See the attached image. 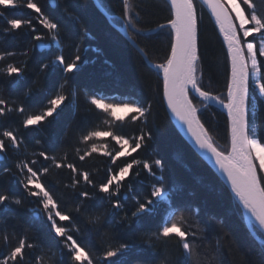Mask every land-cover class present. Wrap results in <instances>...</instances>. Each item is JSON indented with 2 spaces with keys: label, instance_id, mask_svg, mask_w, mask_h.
<instances>
[{
  "label": "snow or ice",
  "instance_id": "1",
  "mask_svg": "<svg viewBox=\"0 0 264 264\" xmlns=\"http://www.w3.org/2000/svg\"><path fill=\"white\" fill-rule=\"evenodd\" d=\"M167 2L170 14L166 22L147 29L167 35L168 46L160 63H152L145 49L136 44L135 38H142L146 30L138 26L141 14L130 0H115L111 11L101 0L95 4L100 14L97 27L126 36L149 71L154 70L162 77L156 89L159 101L155 97L127 98L113 103L102 94L86 91V111L102 117L109 127L89 125L85 118L81 126L73 129L69 122L59 138H35L29 149L25 130L43 132L68 103L76 104L78 93L74 90L65 94V84L68 74L80 71L87 63L82 56L83 42L95 39L91 25L97 22L73 16L66 6L64 11L77 21L79 33L75 41L71 38L65 41L60 22L46 14L38 0H0V17L6 21L2 31L8 34L26 28L32 42L29 49L20 53L25 60L0 63V76L12 83L29 71L35 73L32 85L22 96H4L0 92V206H23L24 200L30 201L34 205L30 209L32 219L43 223L50 241L47 245L42 243L31 227L17 232L0 224V264H129L127 257L133 245L131 239H123L120 234L135 233L141 221L155 214L162 204L171 211L154 232L146 239L141 238L157 258L138 259L132 264H202L200 254L209 247L221 257L225 249L235 253L239 260L234 264H253L231 232L224 230L223 220L214 231L211 221L215 217H209L202 225L200 207L173 199L179 189L169 186L162 158L138 159L134 154L146 150L154 139V105H166V111L178 122L194 148L214 163L226 179L231 195L264 230V139L258 137L250 119L254 93L264 99V0L260 3L202 0L226 49L225 90L219 93L203 82L201 15L195 0ZM116 5H119L118 14H115ZM18 7L34 15L5 16L3 10ZM49 45H55L59 52L46 62L40 61L35 69H29L31 49ZM61 45L72 48L70 57L65 56ZM16 55L15 51H0V62ZM50 65L61 70L64 83L47 95L43 104L34 106L27 98L33 91H42L40 77ZM213 106L225 114L224 145L218 143L214 125L205 118L206 110ZM125 122L133 126L134 134L114 130ZM105 138L114 142L112 150L103 142ZM97 157L106 158L102 176L98 170L87 167L88 161ZM58 173L67 182L51 183L50 178ZM142 174L152 178V182L147 191L131 197L132 207L127 208V193L132 191L128 178L135 180ZM10 186H18L21 194L13 195ZM97 236H110L112 242L96 245L86 242V238ZM260 245L255 264H264V239ZM169 246L174 248L172 254L167 252ZM219 264H225L224 259Z\"/></svg>",
  "mask_w": 264,
  "mask_h": 264
},
{
  "label": "trees",
  "instance_id": "2",
  "mask_svg": "<svg viewBox=\"0 0 264 264\" xmlns=\"http://www.w3.org/2000/svg\"><path fill=\"white\" fill-rule=\"evenodd\" d=\"M107 10L111 11V6L115 0H101ZM260 3V0H257ZM46 14L51 18L58 20L62 26V36L65 41L71 38L75 41L79 28L77 21L72 16L65 13L67 6L68 11L73 16H78L84 20L95 19L96 24L91 25L92 31L95 32V39H88L83 42L82 56L87 63H84L81 70L68 74V82L65 84V94H71L74 90L78 93L76 104L68 103L64 111L56 116L53 122L48 125L43 132L26 131V142L29 149L32 148L35 138L41 136H56L59 138L63 134L64 128L71 122L73 129L81 126L85 118L89 125H99L102 129L108 128L109 125L103 123L102 117H97L86 111L88 105L84 98V93H99L107 97L110 102L118 103L127 98L137 100L155 97L157 85L162 83L161 77H158L154 70L149 71L146 62L137 54V51L121 35H113L108 29L97 27L100 21V14L92 0H56V7L53 8L49 0H38ZM134 9L141 14V23L139 27L154 29L158 23H165L169 16V4L165 0H130ZM197 8L201 15L200 22V47L203 55L201 65L204 71V84L216 93L223 92L226 78L225 70V47L222 44V38L218 37V30L214 28V22L206 9L195 0ZM115 14H118L119 5L115 6ZM5 16L8 18H30L34 15L30 10L18 7L16 9H5ZM35 23V21H34ZM6 27V21L0 17V51H15L16 56L9 58L5 62L20 63L26 58L20 55L21 52L30 48L31 33L28 29H21L14 33L5 34L2 29ZM167 32V30H165ZM131 34V33H130ZM136 42L141 48L145 49L148 57L154 63L163 62L164 54L168 46L167 35L155 33L148 36L136 37ZM49 43L48 41H44ZM64 48L66 57L72 55V48L61 45ZM99 48L100 51H93ZM86 49V51H85ZM59 49L52 45L50 50L40 51L38 47L32 48L27 60L29 69H35L40 61H48L53 58ZM108 61V63H105ZM35 73L29 71L23 78L18 81L9 83L8 80L0 76V92L4 96H22L32 85ZM42 91H33L27 98L34 106H40L44 103L45 98L53 90L58 89L61 83H64V74L55 65H50L46 74L40 77ZM13 83L16 87H13ZM215 113V116H213ZM205 118L209 124L214 125L217 133V141L224 145V122L225 114L212 107L210 111L206 110ZM154 139L150 142L146 150L139 154H134L138 159H149L153 156L162 158L166 166V175L169 178V186L178 188L179 192L173 194V199L180 203H189L201 208L198 214L201 217V224L208 220L209 217L216 219L211 221L213 230H216L217 223L223 220L225 231L231 232L236 244L240 250L246 252L249 259L255 264L256 251L260 248V241L254 239L246 225L245 216L235 198L231 195L228 188L215 172L195 153L190 145L177 131L171 119L168 116L165 105L156 103L154 105ZM250 119L254 121L258 137L264 139V99L254 93V99L250 107ZM116 131H124L131 134L133 126L127 122L114 128ZM72 133H70V136ZM103 142L108 144V149L112 150L114 142L107 138ZM106 166V158L97 157L88 161L89 169L98 170L100 176L103 175V169ZM132 184V191L127 193L129 199L125 202L127 208L132 207L131 197L141 194L148 189L152 178L142 174L133 180L128 178ZM60 181L67 182L63 174H54L50 178L51 183ZM143 181V183H141ZM13 195H20L21 189L18 186H10ZM126 191L125 190H122ZM34 207L28 200H24L23 206L9 205L7 208L0 206V224H6L9 230L15 229L17 232L23 231L24 227H31L35 234L40 237L42 243L49 244L47 239V230L41 221L33 220V213L30 209ZM171 209L167 205H161L157 208L155 214L146 217L141 221L140 228L135 233H121L123 239H131L133 250L128 255L127 260L132 264L135 260L150 259L154 260L151 249L142 242L148 234L156 230L162 222L167 212ZM179 214V213H178ZM255 233L264 239L262 233L254 226ZM213 244L214 237L211 238ZM86 242L96 245L112 242L110 236L88 237ZM168 254L174 252V248L169 246ZM47 259V257H46ZM200 259L202 264H219L224 259L225 264H234L239 257L235 253H229L227 249L224 256H219L214 248L209 247L206 251L201 252ZM51 264V262H50Z\"/></svg>",
  "mask_w": 264,
  "mask_h": 264
},
{
  "label": "water",
  "instance_id": "3",
  "mask_svg": "<svg viewBox=\"0 0 264 264\" xmlns=\"http://www.w3.org/2000/svg\"><path fill=\"white\" fill-rule=\"evenodd\" d=\"M94 4H96V0H92ZM167 2V0H165ZM198 1L205 9L206 11L208 12L207 10V7L206 5H203L202 3V0H196ZM51 6L53 8L56 7V0H49ZM168 3V2H167ZM208 14L210 15V13L208 12ZM213 21V20H212ZM214 22V21H213ZM155 29V28H154ZM157 32H150V31H145L143 33V36H148V35H152V34H155ZM130 44L131 46L136 50V48L132 45V43L128 40V38L126 36H124L122 33H120ZM131 35V34H130ZM222 38V37H221ZM42 43H45L44 41ZM45 44H49V43H45ZM136 44L140 47V45L136 42ZM52 47V45H49L48 47L44 48V49H41L38 47V49L40 51H44V50H50ZM141 48V47H140ZM150 59V58H149ZM152 63H154L152 61ZM162 79V77H161ZM214 108H217L218 110H220L221 112H223L222 109H220L219 107H216V106H213ZM165 108H166V105H165ZM168 113V116L169 118L171 119L173 125L175 126V128L177 129V131L180 133V135L184 138V140L190 145V147L195 151V153L216 173V175L222 180V182L225 184V186L228 188L227 186V182H226V179L219 173L218 169L215 167L214 163L208 159H205L200 153L198 150H196L193 146V144L188 140L187 136L185 135L184 131L180 128L178 122L171 116V114L169 112ZM229 190V189H228ZM230 191V190H229ZM237 201V200H236ZM238 205H239V202L237 201ZM244 216H245V220H246V225L248 227V230L250 232V234L254 237V239L258 240V241H261L262 238L259 237L254 229H253V226L254 225L261 233L262 235L264 236V230H262L259 226V224L257 222H255L254 220H251L250 217L248 216V214L245 212V210L243 209V207L241 205H239Z\"/></svg>",
  "mask_w": 264,
  "mask_h": 264
},
{
  "label": "bare ground",
  "instance_id": "4",
  "mask_svg": "<svg viewBox=\"0 0 264 264\" xmlns=\"http://www.w3.org/2000/svg\"><path fill=\"white\" fill-rule=\"evenodd\" d=\"M216 174V173H215Z\"/></svg>",
  "mask_w": 264,
  "mask_h": 264
}]
</instances>
